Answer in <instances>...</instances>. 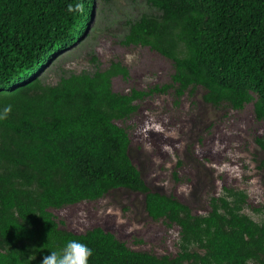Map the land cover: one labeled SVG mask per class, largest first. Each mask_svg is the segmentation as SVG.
I'll list each match as a JSON object with an SVG mask.
<instances>
[{
	"label": "trees",
	"instance_id": "16d2710c",
	"mask_svg": "<svg viewBox=\"0 0 264 264\" xmlns=\"http://www.w3.org/2000/svg\"><path fill=\"white\" fill-rule=\"evenodd\" d=\"M145 2L157 14L128 21L118 45L149 50L171 73L148 90L119 92L115 82L128 80L129 69L120 61L102 69L95 55L92 72L56 85L39 79L86 37L97 0H0V114L11 108L0 119V264H41L73 239L92 249L88 264H264V219L245 213L247 195L224 188L206 215H194L147 186L126 126L139 102L172 92L179 106L200 89L214 109L252 106L263 127L254 142L264 152V0ZM116 190L143 195L153 222L178 227L175 256L133 251L100 227L73 233L55 215Z\"/></svg>",
	"mask_w": 264,
	"mask_h": 264
},
{
	"label": "rangeland",
	"instance_id": "374dc122",
	"mask_svg": "<svg viewBox=\"0 0 264 264\" xmlns=\"http://www.w3.org/2000/svg\"><path fill=\"white\" fill-rule=\"evenodd\" d=\"M143 14L157 13L145 0L110 4L97 0L86 37L50 62L39 79L56 85L62 76L92 72L91 57L95 55L102 69L111 61H120L129 69L128 80H116V91L148 90L163 84L171 73L169 64L147 49L118 45L128 33L127 22L137 21ZM138 105L137 113L126 123L130 157L152 191L172 195L194 215H206L210 198L222 195L224 188L236 189L247 195L245 213L258 223L264 219V212L252 211L264 206V152L254 142L263 127L255 120L252 106L240 112L214 109L202 102L200 89L195 96L182 98L179 106H175L172 92ZM227 169L233 171L230 176L224 174ZM55 215L68 231L81 234L100 227L133 251L158 257L175 256L178 251V227L153 222L146 214L143 195L128 190L112 191L102 200L67 207Z\"/></svg>",
	"mask_w": 264,
	"mask_h": 264
},
{
	"label": "clouds",
	"instance_id": "9594fccd",
	"mask_svg": "<svg viewBox=\"0 0 264 264\" xmlns=\"http://www.w3.org/2000/svg\"><path fill=\"white\" fill-rule=\"evenodd\" d=\"M10 111V106L6 107L0 114V119H5ZM48 253L49 255L43 257L41 264H88L93 255L87 244L75 239L67 241L59 251L52 250Z\"/></svg>",
	"mask_w": 264,
	"mask_h": 264
}]
</instances>
